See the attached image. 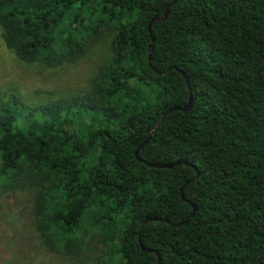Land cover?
I'll return each instance as SVG.
<instances>
[{
  "label": "trees",
  "instance_id": "obj_1",
  "mask_svg": "<svg viewBox=\"0 0 264 264\" xmlns=\"http://www.w3.org/2000/svg\"><path fill=\"white\" fill-rule=\"evenodd\" d=\"M0 30L47 68L110 35L88 91L0 92V199L32 194L46 250L71 264H264V0H0ZM181 71L191 107L148 138L188 101ZM190 203L187 223L165 221ZM147 216L162 220L141 227Z\"/></svg>",
  "mask_w": 264,
  "mask_h": 264
},
{
  "label": "rangeland",
  "instance_id": "obj_2",
  "mask_svg": "<svg viewBox=\"0 0 264 264\" xmlns=\"http://www.w3.org/2000/svg\"><path fill=\"white\" fill-rule=\"evenodd\" d=\"M103 39L74 63L54 68L26 64L5 46L0 30V92L13 91L30 103L46 102L90 89V82L109 51ZM31 193L16 191L0 199V264H71L44 248L30 225Z\"/></svg>",
  "mask_w": 264,
  "mask_h": 264
},
{
  "label": "water",
  "instance_id": "obj_3",
  "mask_svg": "<svg viewBox=\"0 0 264 264\" xmlns=\"http://www.w3.org/2000/svg\"><path fill=\"white\" fill-rule=\"evenodd\" d=\"M173 2H175V0H173ZM169 7L170 5H167L163 11V15L162 16H154L152 17L149 22H148V30L150 31V27L152 25L153 22L155 21H160V20H163L167 17L168 15V11H169ZM151 40L153 41V38H151ZM151 42L149 43V48H148V56L150 58V52H151ZM187 85H188V88H189V98H188V101L183 105V106H172L170 108H168L167 110H165L163 113H161L160 117L157 119V121L154 123L150 133H149V137L150 138L152 136V134L154 133V130L156 129V127L159 125L160 121L170 112L174 111V110H181V111H187L190 109L191 107V104H192V92H191V87H190V84H189V79L187 77V75L185 74V72L181 71ZM146 141L143 143L145 144ZM142 146V145H141ZM140 148V147H139ZM138 149L135 150V156L136 158L140 161L141 158L138 156ZM148 166H151V167H158V168H171L173 167L174 165L176 164H180V163H185L187 164L188 162L185 161V160H177L173 163H153V162H148V161H144ZM198 176V173H196V176L194 177V179ZM191 180H187L184 185L182 186L181 190H180V195L183 199H185L184 195H183V188L184 186L189 183ZM190 205L192 206V212L190 213V215L184 219V220H181V221H178V222H170L169 220H165L166 222L168 223H171L172 226H179V225H182L184 223H187L188 220L190 219V217L194 216L195 212H196V206L193 204V203H190ZM154 220H162L161 218L157 217V216H147L145 217L142 221H141V227L148 221H154ZM142 249H143V246H141ZM156 255L158 256V254L156 253ZM158 264H160V259L158 258Z\"/></svg>",
  "mask_w": 264,
  "mask_h": 264
}]
</instances>
